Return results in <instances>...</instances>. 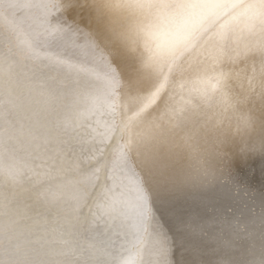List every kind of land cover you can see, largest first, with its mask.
Listing matches in <instances>:
<instances>
[{"label": "bare ground", "instance_id": "bare-ground-1", "mask_svg": "<svg viewBox=\"0 0 264 264\" xmlns=\"http://www.w3.org/2000/svg\"><path fill=\"white\" fill-rule=\"evenodd\" d=\"M75 3L0 6V264H264V0Z\"/></svg>", "mask_w": 264, "mask_h": 264}, {"label": "rangeland", "instance_id": "rangeland-1", "mask_svg": "<svg viewBox=\"0 0 264 264\" xmlns=\"http://www.w3.org/2000/svg\"><path fill=\"white\" fill-rule=\"evenodd\" d=\"M76 0H0V6L8 7V5H16L17 3L21 2H37L40 7L43 8H51V9H58L63 7H71L70 9H74L79 7L78 3H75ZM207 2L208 0H204ZM71 4V5H70ZM81 5V4H80ZM16 13L19 11L18 9L15 10ZM128 26H140L144 23V21L148 18L145 14L140 12L139 10H133L129 12L128 14ZM54 29V25L47 24L42 29L35 30L33 34H31L32 39L34 40V48L37 50L42 49V41L51 33V31ZM28 34L26 30L23 29H12L9 32H3L0 37V44L4 45L6 49L11 47L13 43H21L25 44L26 38L25 36ZM29 37V35H28ZM158 106H161V101L158 99L156 101ZM155 103V104H156ZM103 121L105 124H109L111 127L116 128L117 123L115 121H111L107 119L106 117L103 118ZM59 136H63V132L59 133ZM86 136H89V133H86ZM84 147V141L82 138L77 135L74 136L73 140L64 142L55 140L50 141L48 143H45L42 147V154H43V160L40 161V166L42 170L44 171L43 167L46 164H51L56 161L58 156L60 155L62 159H73L75 162H77L76 168L74 169V173H79L82 171V169L85 166V159H86V152L82 150ZM65 149H69V152L66 153ZM55 174V173H54ZM54 174L48 175L49 177L45 180H34L32 182L33 188H37V186L41 185L42 182L51 181L54 176ZM47 177V176H46ZM15 197H13L14 199ZM12 199L5 201L1 208L6 209L11 205ZM83 224V223H81ZM75 239L77 240L76 243L82 248L83 241L86 242L92 241L93 238L89 235H86L85 227L83 225H79L77 229L75 230ZM87 251V250H86ZM95 252L98 254L97 259H94L91 264H104V257L103 252L101 251V247H96ZM103 257V261H102ZM87 264V263H86Z\"/></svg>", "mask_w": 264, "mask_h": 264}, {"label": "water", "instance_id": "water-1", "mask_svg": "<svg viewBox=\"0 0 264 264\" xmlns=\"http://www.w3.org/2000/svg\"><path fill=\"white\" fill-rule=\"evenodd\" d=\"M164 225H165V229L168 230L167 227H166V223ZM170 246H171V250H172V244H170Z\"/></svg>", "mask_w": 264, "mask_h": 264}]
</instances>
